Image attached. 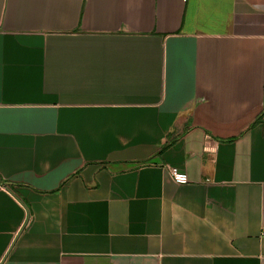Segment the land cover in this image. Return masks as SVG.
Returning <instances> with one entry per match:
<instances>
[{
    "label": "crops",
    "instance_id": "1",
    "mask_svg": "<svg viewBox=\"0 0 264 264\" xmlns=\"http://www.w3.org/2000/svg\"><path fill=\"white\" fill-rule=\"evenodd\" d=\"M0 264H264V0H0Z\"/></svg>",
    "mask_w": 264,
    "mask_h": 264
},
{
    "label": "built area",
    "instance_id": "2",
    "mask_svg": "<svg viewBox=\"0 0 264 264\" xmlns=\"http://www.w3.org/2000/svg\"><path fill=\"white\" fill-rule=\"evenodd\" d=\"M169 175L176 183H185L188 181L187 175L175 167L169 168Z\"/></svg>",
    "mask_w": 264,
    "mask_h": 264
}]
</instances>
